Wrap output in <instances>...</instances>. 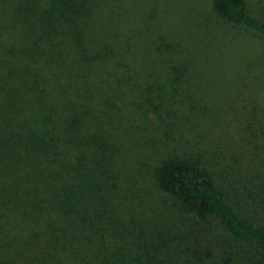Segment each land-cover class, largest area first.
<instances>
[{
	"label": "trees",
	"instance_id": "1",
	"mask_svg": "<svg viewBox=\"0 0 264 264\" xmlns=\"http://www.w3.org/2000/svg\"><path fill=\"white\" fill-rule=\"evenodd\" d=\"M263 2L211 0L191 35L264 42ZM138 17L133 0H0V264H264V117L241 93L221 118L192 82L240 67Z\"/></svg>",
	"mask_w": 264,
	"mask_h": 264
},
{
	"label": "rangeland",
	"instance_id": "2",
	"mask_svg": "<svg viewBox=\"0 0 264 264\" xmlns=\"http://www.w3.org/2000/svg\"><path fill=\"white\" fill-rule=\"evenodd\" d=\"M250 1L258 7L263 5L262 0ZM210 2L211 0H133L135 11L139 14L138 20L142 17L147 30L157 28V35L163 34L167 39L178 41L183 46L189 43L190 48L185 53L192 58L204 56V67H240L238 75H235L237 72L232 68L228 69L226 78L222 70L218 69L201 70L198 76L197 70L192 71V82L197 95L212 106L218 103L224 107L221 114L217 113L221 118H230L233 110L228 109L229 105L233 102L234 95L241 93L245 95L246 101L255 106L257 117H264V42L250 33L234 31L230 27L220 31L227 36L224 38L213 33V25L204 29L195 28L199 34L192 36V21L203 18L204 12L211 10ZM206 22L211 24L213 21ZM216 28L221 30V27ZM154 38L157 39V36L154 35ZM223 41L225 44L221 45L220 50L223 49L227 56L218 51L217 55L208 53L212 43L221 44ZM190 63L193 65V61ZM245 114L249 115L248 112Z\"/></svg>",
	"mask_w": 264,
	"mask_h": 264
}]
</instances>
